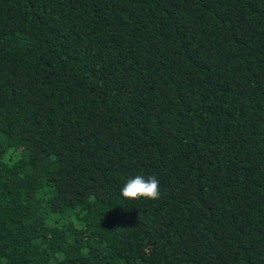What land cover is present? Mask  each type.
<instances>
[{
  "label": "trees",
  "instance_id": "1",
  "mask_svg": "<svg viewBox=\"0 0 264 264\" xmlns=\"http://www.w3.org/2000/svg\"><path fill=\"white\" fill-rule=\"evenodd\" d=\"M0 264H264V0H0Z\"/></svg>",
  "mask_w": 264,
  "mask_h": 264
},
{
  "label": "clouds",
  "instance_id": "2",
  "mask_svg": "<svg viewBox=\"0 0 264 264\" xmlns=\"http://www.w3.org/2000/svg\"><path fill=\"white\" fill-rule=\"evenodd\" d=\"M121 195L126 200H158L161 195L159 180L156 176H149L147 179L136 176L122 187Z\"/></svg>",
  "mask_w": 264,
  "mask_h": 264
}]
</instances>
